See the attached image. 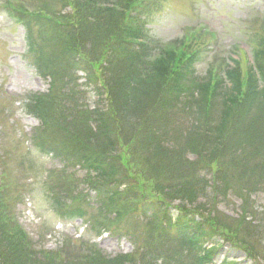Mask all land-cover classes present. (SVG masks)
Instances as JSON below:
<instances>
[{"label":"trees","instance_id":"obj_1","mask_svg":"<svg viewBox=\"0 0 264 264\" xmlns=\"http://www.w3.org/2000/svg\"><path fill=\"white\" fill-rule=\"evenodd\" d=\"M148 1L57 0L54 15L6 5L49 85L27 109L39 121L32 144L63 166L53 204L62 218L82 219L96 236L127 237L135 249L115 257L99 246L78 256L45 250L0 185V264L210 263L219 228L233 218L219 208L233 181L248 200L264 194V42L245 76L233 57L229 69L211 66L202 77L201 49L147 39ZM172 169L198 180L159 188L172 198L136 183ZM234 219L250 238L264 228L243 209Z\"/></svg>","mask_w":264,"mask_h":264},{"label":"rangeland","instance_id":"obj_2","mask_svg":"<svg viewBox=\"0 0 264 264\" xmlns=\"http://www.w3.org/2000/svg\"><path fill=\"white\" fill-rule=\"evenodd\" d=\"M57 0H0V185L7 189L14 204L17 218L30 236L45 250H58L78 256L88 253L90 246L102 249L108 257L130 254L135 244L127 237L105 234L98 237L87 229L82 220L62 218L59 207L51 198L61 188L65 177L59 161L43 154L32 144L34 129L39 121L29 115L27 104L34 93L48 89V82L41 78L27 53L25 30L12 20L4 8L6 3L29 12L54 15ZM149 10H144L152 45L182 43L201 49V63L198 73L204 77L208 69L224 71L229 69L232 58L240 61L241 72L247 64L254 65V51L264 42V0H154ZM205 24L211 32L199 34L195 42L187 39V33L198 25ZM158 47V46H155ZM158 52L159 49H156ZM139 155H136L137 160ZM136 183L143 190L150 189L151 197L172 198L159 192L164 185L179 187L184 181L196 182V177L183 179L180 169L166 171L163 176L153 179L147 175L138 176ZM230 193L221 199L220 210L232 219L237 213L248 211L256 221L264 219V194L249 198ZM239 188L243 185L236 183ZM181 189V188H180ZM199 197L198 202L204 201ZM176 205H185L176 201ZM226 219V218H223ZM226 221L227 228H219L214 264H264L263 224L251 237L246 226H236L235 219ZM250 228V227H249ZM251 229V228H250ZM84 230V231H83ZM262 238V239H261ZM263 240V241H262ZM66 256V254H64ZM186 255V254H185Z\"/></svg>","mask_w":264,"mask_h":264}]
</instances>
